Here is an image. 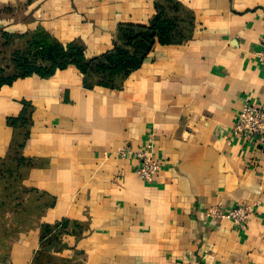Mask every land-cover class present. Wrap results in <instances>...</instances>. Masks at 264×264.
<instances>
[{"label":"crops","instance_id":"1","mask_svg":"<svg viewBox=\"0 0 264 264\" xmlns=\"http://www.w3.org/2000/svg\"><path fill=\"white\" fill-rule=\"evenodd\" d=\"M176 1L194 15L192 35L156 43L119 88H85L74 66L0 87V174L21 175L32 216L0 231V264H32L43 226L62 221L47 252L69 264H264V133H232L244 104L264 109V0ZM153 14V0H0V33L42 28L95 57L117 24ZM24 102L28 124L13 127ZM148 144L161 163L151 182L118 154ZM239 203L254 205L243 227L205 215Z\"/></svg>","mask_w":264,"mask_h":264},{"label":"trees","instance_id":"2","mask_svg":"<svg viewBox=\"0 0 264 264\" xmlns=\"http://www.w3.org/2000/svg\"><path fill=\"white\" fill-rule=\"evenodd\" d=\"M153 4L154 14L147 24L132 22L117 24L112 47L95 57L86 56L82 42L74 40L62 44L42 28L25 35L0 33V87L31 75L48 78L57 70L74 66L81 73L85 88L91 89L94 86L119 88L122 81L141 66L156 43L181 44L192 35L195 26L194 15L184 5L176 0H153ZM28 107L24 102L19 116L9 118L8 124L13 127L18 123L28 124L25 116ZM20 147L22 146L18 145V148ZM13 150L15 155L19 153L17 147ZM14 161L17 167L23 163V159L18 157ZM9 168L5 167L7 176L0 174V187H3L2 191L20 193L19 208L23 214L18 221V228L7 227L9 222L3 216L5 212L2 213L0 207V218L3 219L0 231L14 234L27 227L32 216L28 204L22 203V197L26 192L19 186L21 175H16L14 170ZM64 225L65 222L62 221L54 226H43L41 246L35 253L32 264H39L38 260L41 257L69 264L68 261L43 250L49 244L56 243L57 246L61 244L57 236ZM54 228L56 231L51 233Z\"/></svg>","mask_w":264,"mask_h":264},{"label":"built area","instance_id":"3","mask_svg":"<svg viewBox=\"0 0 264 264\" xmlns=\"http://www.w3.org/2000/svg\"><path fill=\"white\" fill-rule=\"evenodd\" d=\"M255 58L258 64L264 67V37L262 39V47L255 53ZM232 133L245 142L251 143L256 140L258 136L264 133V109L254 103L244 104L235 116ZM118 154L120 156H128L131 154L137 160L134 172L145 182L153 181L160 170L161 163L154 156L150 144L134 152L121 150ZM253 214L254 205L250 203H239L235 207L225 211L211 207L205 213L208 217L229 220L237 227L245 226Z\"/></svg>","mask_w":264,"mask_h":264},{"label":"rangeland","instance_id":"4","mask_svg":"<svg viewBox=\"0 0 264 264\" xmlns=\"http://www.w3.org/2000/svg\"><path fill=\"white\" fill-rule=\"evenodd\" d=\"M19 43V42H17ZM16 183V182H15ZM13 183V184H15ZM3 187H0V207L2 213H4L7 217V221L9 222L7 227H13L18 228V221L22 218V210L20 207V193H12V192H6L2 191ZM7 189V188H6ZM7 193V194H6ZM8 195V196H7ZM20 209V212H19ZM26 215V213H24ZM22 227V225H20ZM39 264H66L60 260H55L52 258L46 259L44 257H41L38 260Z\"/></svg>","mask_w":264,"mask_h":264},{"label":"water","instance_id":"5","mask_svg":"<svg viewBox=\"0 0 264 264\" xmlns=\"http://www.w3.org/2000/svg\"><path fill=\"white\" fill-rule=\"evenodd\" d=\"M43 249L44 251H52L54 249V245H49L47 247H44Z\"/></svg>","mask_w":264,"mask_h":264}]
</instances>
